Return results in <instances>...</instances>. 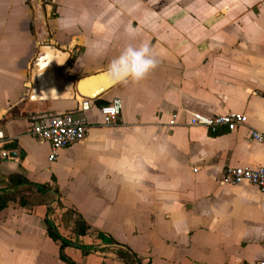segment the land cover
Wrapping results in <instances>:
<instances>
[{
	"label": "crops",
	"instance_id": "crops-1",
	"mask_svg": "<svg viewBox=\"0 0 264 264\" xmlns=\"http://www.w3.org/2000/svg\"><path fill=\"white\" fill-rule=\"evenodd\" d=\"M128 43L156 55L144 79L117 83L86 110L76 92L32 98L41 45L66 53L56 72L75 84ZM115 98L119 116L106 123L99 108ZM70 109L87 136L50 160V144L31 130ZM230 111L246 124L188 123L191 112ZM250 128L264 133V0H0V194L29 188L38 199L0 208V264H127L116 248L136 264L264 258V190L224 178L227 167L264 163ZM15 174L25 181L7 187ZM68 208L84 234L63 224Z\"/></svg>",
	"mask_w": 264,
	"mask_h": 264
},
{
	"label": "built area",
	"instance_id": "built-area-1",
	"mask_svg": "<svg viewBox=\"0 0 264 264\" xmlns=\"http://www.w3.org/2000/svg\"><path fill=\"white\" fill-rule=\"evenodd\" d=\"M91 101L82 97L81 101L78 102L77 108L86 110L89 108ZM120 109L121 100L119 98H115L109 104L99 108L100 112L105 116L106 123H114L119 116ZM168 123L174 124L173 120ZM188 123L191 126H200L211 131L220 127L233 131L237 127L246 124V116L241 112L234 111L210 116L191 112L188 117ZM87 130V123L77 117L75 111H64L43 115L42 121L32 128L31 133L37 139L50 144L51 153L49 159L55 160L59 150L83 141L87 136ZM248 136L251 140L264 144V133L258 130L250 128ZM0 154L4 157L8 156V152L1 148ZM224 174V178L232 185L247 183L264 190V163L257 168L227 167ZM231 264H264V258L247 263L233 262Z\"/></svg>",
	"mask_w": 264,
	"mask_h": 264
},
{
	"label": "water",
	"instance_id": "water-1",
	"mask_svg": "<svg viewBox=\"0 0 264 264\" xmlns=\"http://www.w3.org/2000/svg\"><path fill=\"white\" fill-rule=\"evenodd\" d=\"M66 59V53L55 49L53 46L41 45L39 47V59H37L32 73L31 96L33 99L41 98L44 101L56 100L68 98L76 92L83 98L93 100L119 83L112 78L106 69L82 76L76 80L75 84L65 81L57 74L56 70ZM66 111H74V109ZM15 189L10 191H14ZM2 192L7 191L3 190Z\"/></svg>",
	"mask_w": 264,
	"mask_h": 264
},
{
	"label": "clouds",
	"instance_id": "clouds-1",
	"mask_svg": "<svg viewBox=\"0 0 264 264\" xmlns=\"http://www.w3.org/2000/svg\"><path fill=\"white\" fill-rule=\"evenodd\" d=\"M157 64L156 55L147 43L139 46L128 43L109 63L106 70L117 82L140 81L157 67Z\"/></svg>",
	"mask_w": 264,
	"mask_h": 264
},
{
	"label": "trees",
	"instance_id": "trees-1",
	"mask_svg": "<svg viewBox=\"0 0 264 264\" xmlns=\"http://www.w3.org/2000/svg\"><path fill=\"white\" fill-rule=\"evenodd\" d=\"M10 184L7 186L9 188L14 187L22 182L25 181L24 178L21 176L15 174L10 177ZM47 189L42 188V189H36V192L38 193H45L46 194ZM33 193L29 188L26 189H21L20 191H17L15 193L11 194H0V208L5 207L8 201L14 200L16 201L19 205L21 206H31L33 203L37 202V197H33ZM62 221L63 224L73 222L75 225V229L73 230V233H78V234H84L87 230V226L80 220L77 219L75 216V211L71 208H68L65 213L62 215ZM49 234L52 236L54 239H60V235L56 233L51 227H49ZM61 244H65L63 240H61ZM117 256L122 259L125 263L127 264H136V258L135 256L128 250H125L123 248H116L115 249ZM63 258H65L63 256ZM71 263V262H70Z\"/></svg>",
	"mask_w": 264,
	"mask_h": 264
}]
</instances>
